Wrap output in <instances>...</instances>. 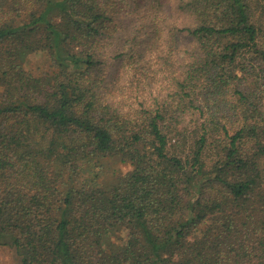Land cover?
Here are the masks:
<instances>
[{
    "label": "trees",
    "instance_id": "16d2710c",
    "mask_svg": "<svg viewBox=\"0 0 264 264\" xmlns=\"http://www.w3.org/2000/svg\"><path fill=\"white\" fill-rule=\"evenodd\" d=\"M0 246L264 264V0H0Z\"/></svg>",
    "mask_w": 264,
    "mask_h": 264
},
{
    "label": "rangeland",
    "instance_id": "374dc122",
    "mask_svg": "<svg viewBox=\"0 0 264 264\" xmlns=\"http://www.w3.org/2000/svg\"><path fill=\"white\" fill-rule=\"evenodd\" d=\"M174 17H175V14H174ZM127 21H128V19H126L124 21V24H126ZM119 46H120L119 44L115 43V50H118ZM110 56H112V55H110ZM32 59L33 60L35 59L33 64L37 65L41 61L42 58L40 56H38L37 58L33 57ZM118 62L119 61H117V60H111V61L107 62V64H105L106 71H107L108 74H110V75L112 74L113 75V72H114L115 69H114V67H112V63H114L116 65H119ZM163 86H165V83L161 82L159 80V77H158V82L155 85L154 90L163 88ZM0 264H19V261L17 259V256L15 255V252H14L13 249H10L8 247L0 246Z\"/></svg>",
    "mask_w": 264,
    "mask_h": 264
}]
</instances>
